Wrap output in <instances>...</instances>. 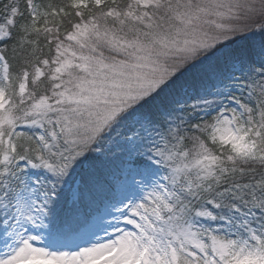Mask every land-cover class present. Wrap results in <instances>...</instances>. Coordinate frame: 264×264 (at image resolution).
<instances>
[{"label": "snow or ice", "instance_id": "6c2138e0", "mask_svg": "<svg viewBox=\"0 0 264 264\" xmlns=\"http://www.w3.org/2000/svg\"><path fill=\"white\" fill-rule=\"evenodd\" d=\"M0 264H264V0H0Z\"/></svg>", "mask_w": 264, "mask_h": 264}]
</instances>
